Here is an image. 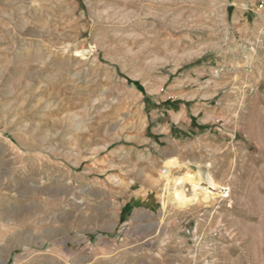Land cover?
Wrapping results in <instances>:
<instances>
[{"label": "rangeland", "instance_id": "rangeland-1", "mask_svg": "<svg viewBox=\"0 0 264 264\" xmlns=\"http://www.w3.org/2000/svg\"><path fill=\"white\" fill-rule=\"evenodd\" d=\"M262 2L0 0V264H264Z\"/></svg>", "mask_w": 264, "mask_h": 264}, {"label": "bare ground", "instance_id": "bare-ground-1", "mask_svg": "<svg viewBox=\"0 0 264 264\" xmlns=\"http://www.w3.org/2000/svg\"><path fill=\"white\" fill-rule=\"evenodd\" d=\"M164 165L165 173L159 172L163 192L160 195V204L163 208L166 202H170L177 208H186L197 201L198 193L201 194V192L202 199L206 201L210 199L214 190L221 191L223 189L221 193L222 196H225L224 191L227 188L214 180L207 166L190 163L182 170L173 171L176 166H180L174 157L167 159Z\"/></svg>", "mask_w": 264, "mask_h": 264}, {"label": "built area", "instance_id": "built-area-1", "mask_svg": "<svg viewBox=\"0 0 264 264\" xmlns=\"http://www.w3.org/2000/svg\"><path fill=\"white\" fill-rule=\"evenodd\" d=\"M260 7H264V2L261 3ZM162 173H165L166 169L165 167L160 170Z\"/></svg>", "mask_w": 264, "mask_h": 264}, {"label": "crops", "instance_id": "crops-1", "mask_svg": "<svg viewBox=\"0 0 264 264\" xmlns=\"http://www.w3.org/2000/svg\"><path fill=\"white\" fill-rule=\"evenodd\" d=\"M197 163V162H196ZM199 164V163H198Z\"/></svg>", "mask_w": 264, "mask_h": 264}]
</instances>
